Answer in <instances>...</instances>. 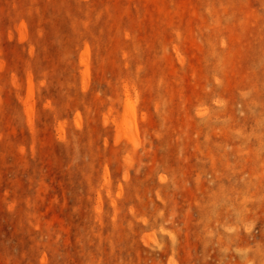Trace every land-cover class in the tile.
<instances>
[{
	"label": "rangeland",
	"instance_id": "374dc122",
	"mask_svg": "<svg viewBox=\"0 0 264 264\" xmlns=\"http://www.w3.org/2000/svg\"><path fill=\"white\" fill-rule=\"evenodd\" d=\"M0 264H264V0H0Z\"/></svg>",
	"mask_w": 264,
	"mask_h": 264
}]
</instances>
